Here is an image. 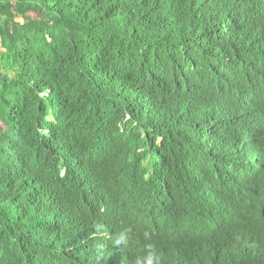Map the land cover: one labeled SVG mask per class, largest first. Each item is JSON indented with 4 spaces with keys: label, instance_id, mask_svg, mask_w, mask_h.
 <instances>
[{
    "label": "trees",
    "instance_id": "16d2710c",
    "mask_svg": "<svg viewBox=\"0 0 264 264\" xmlns=\"http://www.w3.org/2000/svg\"><path fill=\"white\" fill-rule=\"evenodd\" d=\"M0 264H264V0H0Z\"/></svg>",
    "mask_w": 264,
    "mask_h": 264
}]
</instances>
